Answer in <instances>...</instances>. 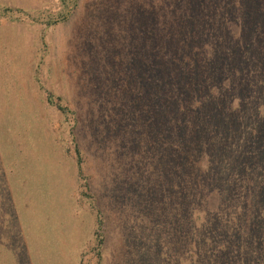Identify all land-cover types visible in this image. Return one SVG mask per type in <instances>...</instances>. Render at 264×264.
<instances>
[{
    "label": "rangeland",
    "instance_id": "obj_1",
    "mask_svg": "<svg viewBox=\"0 0 264 264\" xmlns=\"http://www.w3.org/2000/svg\"><path fill=\"white\" fill-rule=\"evenodd\" d=\"M45 1L0 9V264H264V0Z\"/></svg>",
    "mask_w": 264,
    "mask_h": 264
},
{
    "label": "crops",
    "instance_id": "obj_2",
    "mask_svg": "<svg viewBox=\"0 0 264 264\" xmlns=\"http://www.w3.org/2000/svg\"><path fill=\"white\" fill-rule=\"evenodd\" d=\"M45 0H0V9L4 8H14V9H22V10H31L34 11L38 9ZM8 23V22H7ZM2 28H25L23 24L19 23H8L5 26H1ZM30 28V27H29ZM33 214V213H32ZM4 238H6L4 235L0 236V241H2ZM8 242L5 244V246L9 247V251L13 252V249H16V253L19 254L17 256V262L18 264H35L36 260L34 259V253L28 248L26 243L18 242L17 238L11 233L8 237ZM23 240V235L22 238ZM17 248H20V250L17 251ZM37 264V263H36Z\"/></svg>",
    "mask_w": 264,
    "mask_h": 264
}]
</instances>
